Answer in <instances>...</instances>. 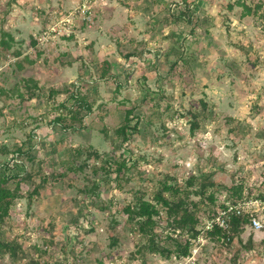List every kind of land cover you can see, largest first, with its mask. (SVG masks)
<instances>
[{
  "label": "rangeland",
  "instance_id": "1",
  "mask_svg": "<svg viewBox=\"0 0 264 264\" xmlns=\"http://www.w3.org/2000/svg\"><path fill=\"white\" fill-rule=\"evenodd\" d=\"M5 34L13 41L9 51L0 44V148L9 152H0V170L19 147L34 145L36 159L19 160L32 180L2 228L26 253L0 264H264V0H0V41ZM74 86L92 111L85 129L64 131L53 120L73 104ZM128 108L140 125L123 143L115 132ZM195 112L201 126L192 132ZM84 147L99 157L84 153L79 171L28 197ZM122 160L123 174L106 172ZM201 173L226 188L244 185L236 206L250 225L231 245L199 237L190 259L143 262L145 240L123 208L136 192L152 200L167 178L185 187ZM159 222L164 237L163 214Z\"/></svg>",
  "mask_w": 264,
  "mask_h": 264
},
{
  "label": "trees",
  "instance_id": "2",
  "mask_svg": "<svg viewBox=\"0 0 264 264\" xmlns=\"http://www.w3.org/2000/svg\"><path fill=\"white\" fill-rule=\"evenodd\" d=\"M247 14L252 13L251 6L246 3L240 4ZM183 17H187V12H183ZM191 22V18L188 19ZM10 40L3 38L0 41L2 47L9 51L13 38L9 34H5ZM36 44V42H33ZM19 56V53L14 54ZM75 87V86H74ZM53 94L58 92L52 91ZM0 94L3 90L0 89ZM69 97L73 100V104L68 106L64 103L60 105L62 112L53 120L54 126H58L64 131L83 130L86 126V116L92 111V107L85 98L81 97L76 87L72 91H68ZM204 111H209L208 104L202 102ZM135 109L128 108L125 112V119L121 126L116 129V135L121 142H128L131 136L138 133L140 119L134 115ZM201 114L198 112L191 114V130L200 128ZM187 117H189L187 115ZM135 121V123H134ZM7 148H0V152H6ZM35 146L25 149L23 147L16 148L11 152L9 161L3 163L0 170V258H9L16 262L24 257L26 250L18 243L15 238L7 236L2 229L6 224V220L11 216V211L18 200L24 198L22 194V183L32 180V175L24 171V167L19 160L28 157L31 162L35 161L32 153ZM87 153V158L99 157L97 152L92 151L91 147L78 148L70 151L71 164L66 168L64 173L53 174L50 177H43L41 183L29 192L28 197L32 199L39 194L41 188L46 186L50 180L58 181L60 177L65 176L69 172L79 171L77 162L81 156ZM108 163L111 173L114 166H117V176L128 170L127 160L122 162ZM214 173H201L198 176H192L185 187L177 185L174 179L167 178L165 181L159 182V188L154 192L152 200H146L145 194L136 192L134 200L123 208V212L127 215V223L132 224V232L139 235L145 241L139 247L138 253L143 262H147L149 255H159L165 260L173 258L181 259L191 255L194 243L199 237H210L212 239L223 240V243L231 245L235 239H240L241 234L245 232V228L250 225V217L248 214L230 215V227L225 230L215 227L213 231H206L205 225L208 219L213 218L221 209H226L227 203L238 205L244 202V185L237 184L231 188L217 185L213 181ZM99 189L98 184H93L87 192L95 195ZM226 190L227 195L224 201H220L217 194L220 190ZM193 197H198L196 201ZM162 214L165 217L167 226L163 230L166 233L163 237L158 232L160 227V219ZM118 242L117 238L113 239V245ZM247 249H251L252 239L245 245ZM33 264H39L34 262Z\"/></svg>",
  "mask_w": 264,
  "mask_h": 264
},
{
  "label": "built area",
  "instance_id": "3",
  "mask_svg": "<svg viewBox=\"0 0 264 264\" xmlns=\"http://www.w3.org/2000/svg\"><path fill=\"white\" fill-rule=\"evenodd\" d=\"M80 13H81V15H84L87 17L89 12H88V9L82 8V10H80ZM66 21L67 22H65V23H70V20H66ZM51 32L57 33V28L56 27L51 28ZM241 213H242V210L239 206L227 203L226 209H221L216 216L207 220L206 230L207 231H213L215 229V227H219L221 229L227 230L231 224L230 215L231 214L240 215ZM252 224L256 230H261L263 227L261 225V223L256 219L252 220ZM186 258L190 259V256H188Z\"/></svg>",
  "mask_w": 264,
  "mask_h": 264
}]
</instances>
